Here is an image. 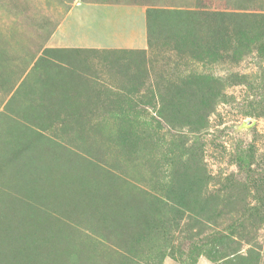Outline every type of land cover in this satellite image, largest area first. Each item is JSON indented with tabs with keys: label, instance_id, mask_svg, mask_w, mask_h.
I'll return each mask as SVG.
<instances>
[{
	"label": "rangeland",
	"instance_id": "obj_1",
	"mask_svg": "<svg viewBox=\"0 0 264 264\" xmlns=\"http://www.w3.org/2000/svg\"><path fill=\"white\" fill-rule=\"evenodd\" d=\"M95 4L264 14L0 0V264H264V32L228 29L215 52L211 28L171 16L143 48L54 41L68 19L75 44L69 12ZM190 71L206 90L180 87Z\"/></svg>",
	"mask_w": 264,
	"mask_h": 264
},
{
	"label": "crops",
	"instance_id": "obj_2",
	"mask_svg": "<svg viewBox=\"0 0 264 264\" xmlns=\"http://www.w3.org/2000/svg\"><path fill=\"white\" fill-rule=\"evenodd\" d=\"M69 14H80L85 24L83 35H78L75 44L67 36L60 34L72 20L66 19L55 31L54 41L61 45L99 48L108 47H144L146 42L145 10L135 5L95 4L88 7L76 6ZM92 17L94 19L92 20ZM69 25V26H68ZM58 37V38H57Z\"/></svg>",
	"mask_w": 264,
	"mask_h": 264
},
{
	"label": "trees",
	"instance_id": "obj_3",
	"mask_svg": "<svg viewBox=\"0 0 264 264\" xmlns=\"http://www.w3.org/2000/svg\"><path fill=\"white\" fill-rule=\"evenodd\" d=\"M164 13H169L164 14ZM178 20L180 24H186L189 20L196 21L195 29L197 32L202 30V28H211V33L214 32V38L206 40L202 44L205 50L214 48L213 51L216 52V48L220 45L223 40L226 31L231 30L232 34L237 38V40H243L247 36L256 33L264 32V14H254L252 12L241 11L233 13H224L219 11H207L203 8H197L195 10H181L173 6L167 8L153 7L148 5L145 10V18L147 22V32L149 34L148 44H150V33L152 32V27L155 25V21L169 20L170 17ZM212 37V36H211ZM210 41V42H209ZM76 51V50H75ZM67 57H73L72 55ZM185 78L180 82V87L183 89H189L192 92H199L200 90H206V84L209 80L203 75L196 72H188ZM214 86V84H211ZM215 87H212V89Z\"/></svg>",
	"mask_w": 264,
	"mask_h": 264
}]
</instances>
